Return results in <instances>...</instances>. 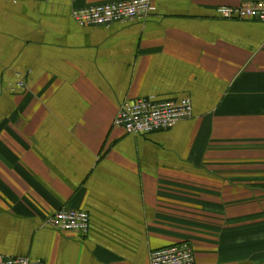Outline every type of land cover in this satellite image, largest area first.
<instances>
[{
  "label": "crops",
  "instance_id": "0c3cea01",
  "mask_svg": "<svg viewBox=\"0 0 264 264\" xmlns=\"http://www.w3.org/2000/svg\"><path fill=\"white\" fill-rule=\"evenodd\" d=\"M114 0H0V254L41 264H264V21L244 0H153L143 19L81 26ZM22 90H11L16 80ZM188 97L172 127L115 125L126 99ZM83 209L82 234L45 219Z\"/></svg>",
  "mask_w": 264,
  "mask_h": 264
},
{
  "label": "built area",
  "instance_id": "2783aa9c",
  "mask_svg": "<svg viewBox=\"0 0 264 264\" xmlns=\"http://www.w3.org/2000/svg\"><path fill=\"white\" fill-rule=\"evenodd\" d=\"M154 9L153 0H114L85 7L73 8L71 17L81 26L109 25L145 18ZM215 13L223 19H250L264 21V0H244L238 6H218ZM11 90L25 88L18 78ZM192 106L188 97L178 100H155L140 97L124 100L114 118L132 134L151 133L172 127L179 120L191 116ZM45 223L59 231L84 234L89 226V214L83 209L61 207L45 219ZM149 264H195L194 252L188 242L173 243L153 248L148 253ZM0 264H41L24 256L0 254Z\"/></svg>",
  "mask_w": 264,
  "mask_h": 264
}]
</instances>
